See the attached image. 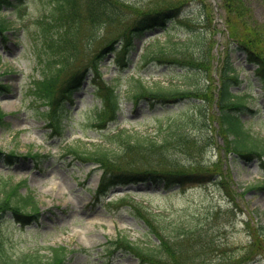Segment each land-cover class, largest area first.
<instances>
[{
	"label": "rangeland",
	"instance_id": "rangeland-1",
	"mask_svg": "<svg viewBox=\"0 0 264 264\" xmlns=\"http://www.w3.org/2000/svg\"><path fill=\"white\" fill-rule=\"evenodd\" d=\"M179 1L119 0V20L108 25L92 47L86 38L89 30L84 29L79 44L81 59L72 67L76 71L92 68L93 54L124 33L141 13ZM243 1L249 6L248 17L258 21L264 29V0ZM221 2L182 0L181 15L168 21L167 30L157 28L142 39L137 38L136 48L127 55L123 49L116 52L119 46L106 51L100 63L101 76L90 71L83 86L74 93V103L67 105L70 116L65 117L61 134L49 128L43 116L48 109L47 102L35 99L31 90L34 80L42 75L43 65L39 59V35H35L39 31L36 19L49 13L53 6L49 0H24L22 17L14 8L3 10L0 16L9 27L0 32V83L6 85L5 90H0V109L6 113L5 123L0 124V175L8 177L11 184L26 180L20 191L23 194L31 192L39 206L36 220L30 224H22L10 212L0 219V231L9 251L21 254L39 250L49 254V246L65 245L69 249V264H139L136 255L126 249L111 251L114 248L109 243L117 234L126 235L138 244L157 243L139 216L144 212L155 215L157 221L166 218L169 223L164 224V229L170 236L179 233L176 222L191 225L185 230L194 232V238H177L172 243L176 254L165 253L164 256H168L164 260H177L181 264H264L261 235L264 165L259 156L250 161L224 151L223 139L217 134L214 137L212 130L209 142L204 137L200 139L202 142H192L191 155L174 152L171 158L179 159L167 165L174 171H223V179L216 174L212 180L188 183L175 190L163 189L149 181L118 183L99 196L96 194L102 175L99 164L94 160L77 159L69 153L73 149H93L98 144L109 149V153L119 152L120 144L104 138L106 133L125 127L133 134L157 136L159 120L165 126L168 120L194 110V103L200 99L195 93L189 94L192 98H185L188 95L184 92L205 89L204 85L211 86L212 81H217L220 72L216 57L219 49L229 43L224 32L226 12L219 11ZM203 3L209 8L204 10ZM195 28L204 30L207 37L214 31L212 50L216 57L213 55L207 68L194 66L190 69L172 60L171 56L176 59L191 57L195 63H202L201 50L195 47L191 48L195 52L186 57L178 50L172 54L168 52L161 60L141 57L147 45L156 39L165 41L169 33L178 39ZM169 41H166L167 46L171 44ZM242 55L239 50L234 51L236 64L240 68L243 66L239 71L243 82L232 90L239 93L241 101L250 108L241 115L246 127L255 137L263 138L262 83L255 73L256 65L244 62ZM102 86L112 87L119 95L117 118L107 120L108 112L104 122L97 118L102 110L101 95L106 91ZM157 87L182 94L177 95L176 102L153 105L146 98L134 102L132 93L136 90ZM213 87L205 93H213ZM208 106L210 109L209 103ZM188 129L195 137L202 133V129L195 128L194 121ZM8 153H14L11 162L4 158ZM117 163L130 168L133 158L126 157ZM199 165L203 168L197 170ZM136 167L145 168L148 164Z\"/></svg>",
	"mask_w": 264,
	"mask_h": 264
},
{
	"label": "trees",
	"instance_id": "trees-1",
	"mask_svg": "<svg viewBox=\"0 0 264 264\" xmlns=\"http://www.w3.org/2000/svg\"><path fill=\"white\" fill-rule=\"evenodd\" d=\"M49 1L53 6L51 11L37 16L36 19L39 31L35 35L36 37L39 35L37 37L40 42L38 47L39 59L43 65L42 75L34 80L31 90L35 99L47 102L48 109L43 112V116L49 128L59 134L62 133L65 117L70 116L67 105L74 103V93L81 88L86 76L90 71L99 77L101 76L100 63L106 51L114 50L116 46H119L116 52L123 49V53L127 55L136 48L135 40L137 38L142 39L148 31L161 27L167 30L168 21H174L181 15L183 4L182 0L177 3L171 2L168 6L156 11L141 13L124 33L112 38L101 50L93 54L94 65L91 64L92 68L86 67L87 69L76 71L72 66L81 59L79 44L82 41L84 29L89 30L86 38L90 40V47H92L94 41H98V37L106 31L108 25L119 20L120 11L117 6L119 0ZM23 4L24 0H0V15L4 9L14 8L22 17ZM203 6L204 10L209 8L206 3H203ZM221 6L226 12L225 23L229 43L223 53L221 50L219 51V83L212 81L213 93H205L211 87L209 85H204L205 89H188L184 92L188 95L185 98H192L189 94L195 93V96L200 99L199 102L194 103L196 108L185 115L179 114L172 120H168L165 126L162 125V120H159L157 136L133 134L124 127L114 133H106L104 138L108 137L110 141L120 144L121 150L119 152L109 153V149H105L101 144L96 145L93 149H73L69 152L77 159L94 160L99 164L102 175L96 192L97 195L100 196L101 192L109 190V186L118 183L149 181L168 190L176 185L183 187L188 183H199L205 179L212 180L216 174H219L223 179V171L221 173L214 170L211 172L206 170L174 171L169 169L167 165V163L176 162L179 159L176 156L174 160L171 158V154L174 152L175 154L183 153L186 156L187 154L191 155L192 142H202L200 139L203 137L209 142L212 139V130L215 134L214 137L217 134L223 138L221 146L224 151L236 153L245 160H252L259 156L264 165V137H255L246 127L241 115L243 112H248L250 108L241 101L239 93L232 90L233 86L241 85L243 82L239 73L240 68L236 66L232 55L233 51L239 50L247 62L257 65L256 74L262 83L264 95V29L259 26L261 24L258 21L255 22L248 17L249 6L243 0H222ZM7 27L5 20L0 16V32H4ZM209 33L207 37L204 30L195 28L190 30L189 35L178 39H174L173 35L169 33L165 41L158 38L155 42L149 43L141 57L144 60L151 58L161 60L168 52L172 54L175 50L182 52L186 57L195 52L191 50L192 47H195L198 51L201 50L202 63H195L191 57L176 59L171 56L172 60L179 64H186L190 69L194 66L207 68L214 55L212 50L214 31ZM167 40L171 42L169 46H167ZM67 72L70 74L62 79ZM5 86L0 83V90H5ZM105 88L106 91L101 95L102 110L97 114V118L101 122H104L105 114L108 112L110 115L107 120L117 118L116 112L119 109L118 93L112 87H103V89ZM143 89L132 93V96H135L134 102H139V99L142 98L150 99L153 105L158 102H176L178 101L177 95L182 94L180 90V93H175L173 90L160 87ZM215 104L218 109L214 108ZM5 114L0 109V124L5 123ZM192 121L195 122V128L202 129V133L198 137L189 132L188 127ZM208 144L212 145L205 143V145ZM13 154L8 153L4 158L11 162ZM126 157L133 158V166L130 168L122 167L117 163ZM141 163L148 164V167H136L137 164ZM196 168L199 170L203 166L199 165ZM8 179V177L0 175V219L5 213L10 212L22 224H30L36 220L39 213L36 199L31 192L23 194L20 191L26 180L11 184ZM126 197L129 196L126 195ZM139 216L147 224L148 233L156 237L158 242L154 245L150 243L138 244L126 235L117 234L115 240L113 239L109 243L114 248L111 251L116 248L126 249L138 257L139 264H181L177 260L169 262L164 259L168 254H176L172 243L177 238L191 239V237H195L191 229L185 230V227L190 228L191 225H186L185 222H176V229L179 233L170 236L164 229V224L169 223L165 221L166 218L161 217L157 221L155 215H147L144 212ZM210 218H212L211 215ZM261 228V235L264 239V225H261ZM9 250L0 231V264H69V249L65 245L49 246V254L39 250L15 254ZM165 253H168L167 256H164Z\"/></svg>",
	"mask_w": 264,
	"mask_h": 264
}]
</instances>
